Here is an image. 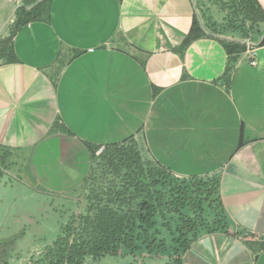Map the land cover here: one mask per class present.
Masks as SVG:
<instances>
[{
    "label": "crops",
    "instance_id": "1",
    "mask_svg": "<svg viewBox=\"0 0 264 264\" xmlns=\"http://www.w3.org/2000/svg\"><path fill=\"white\" fill-rule=\"evenodd\" d=\"M195 17L193 0H49L0 63L4 175L75 197L89 146L133 136L176 176L219 180L225 228L199 233L181 264H264V33L252 65L207 34L183 45Z\"/></svg>",
    "mask_w": 264,
    "mask_h": 264
},
{
    "label": "trees",
    "instance_id": "2",
    "mask_svg": "<svg viewBox=\"0 0 264 264\" xmlns=\"http://www.w3.org/2000/svg\"><path fill=\"white\" fill-rule=\"evenodd\" d=\"M24 1L32 6L18 9L17 29L42 17L49 0ZM238 6L245 18L264 24L259 0H239ZM199 23L195 17L183 45L204 34ZM223 44L231 55L245 50L239 43ZM12 60L11 45L7 61ZM89 151L91 165L81 186L83 209L26 264H95L121 251L132 256L133 264H181V254L199 233L225 228L222 209L220 214L216 209L221 207L216 177L176 176L157 160L145 159L133 136L89 146ZM12 155L0 145L1 164L9 168Z\"/></svg>",
    "mask_w": 264,
    "mask_h": 264
},
{
    "label": "rangeland",
    "instance_id": "3",
    "mask_svg": "<svg viewBox=\"0 0 264 264\" xmlns=\"http://www.w3.org/2000/svg\"><path fill=\"white\" fill-rule=\"evenodd\" d=\"M193 1L204 34L239 43L248 49L255 46L264 33V24L245 18L238 6L239 0ZM22 6L30 9L32 5H25L24 0H0V63L7 61L17 29L18 9ZM7 169L0 163V264H26L32 255L54 240L73 213L83 209L82 189L76 191L75 197H48L46 193L14 180V176L4 175ZM216 209L220 214L221 207L218 205ZM169 253L172 251L162 257ZM119 256L131 255L121 251ZM119 260L115 256H106L95 264H117ZM131 260L133 264L132 256ZM140 262L145 263L142 259Z\"/></svg>",
    "mask_w": 264,
    "mask_h": 264
},
{
    "label": "built area",
    "instance_id": "4",
    "mask_svg": "<svg viewBox=\"0 0 264 264\" xmlns=\"http://www.w3.org/2000/svg\"><path fill=\"white\" fill-rule=\"evenodd\" d=\"M255 46H253V47H251V48H248L249 50H251L252 51V58H251V61H250V63L252 64V65H254L255 63H256V59H255V48H254Z\"/></svg>",
    "mask_w": 264,
    "mask_h": 264
}]
</instances>
